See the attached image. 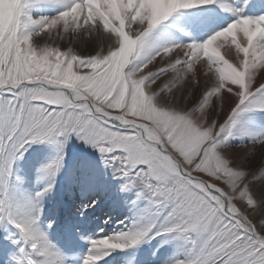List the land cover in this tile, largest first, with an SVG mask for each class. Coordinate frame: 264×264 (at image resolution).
I'll use <instances>...</instances> for the list:
<instances>
[{"label":"snow or ice","instance_id":"obj_1","mask_svg":"<svg viewBox=\"0 0 264 264\" xmlns=\"http://www.w3.org/2000/svg\"><path fill=\"white\" fill-rule=\"evenodd\" d=\"M35 2L7 0L12 23L0 34V220L20 233L21 264L65 259L39 228L35 201L13 193L12 166L51 142L61 155L42 171L55 176L71 133L149 202L126 230L91 239L83 264L173 234L184 251L171 264H264V159L251 172L226 154L245 114L264 112V14L177 43L156 30L218 0H53L63 10L38 18ZM89 43L93 52L78 50ZM252 142L264 149V135Z\"/></svg>","mask_w":264,"mask_h":264},{"label":"rangeland","instance_id":"obj_2","mask_svg":"<svg viewBox=\"0 0 264 264\" xmlns=\"http://www.w3.org/2000/svg\"><path fill=\"white\" fill-rule=\"evenodd\" d=\"M6 2L0 0V34L12 23L5 12ZM220 3H227L238 12H229ZM63 7L53 0H36L29 14L34 18L51 17ZM237 14H264V0H218L214 5L182 10L165 21L156 34L177 43L202 41L225 27ZM77 47L82 53L95 50L91 43ZM203 87L202 82L194 90L193 99ZM262 135L264 112L246 113L227 141L226 154L233 164L251 172L259 169L264 149L252 141ZM63 143L61 165L55 176L44 174L42 169L61 155L58 146L51 142L34 143L14 162L10 187L17 198L35 201L40 209L38 226L63 255L65 264H83L91 239L126 230L140 219L149 202L140 185L123 188L125 178L107 162L105 155L76 134H69ZM48 184L51 188L42 191ZM138 193L142 194L138 196ZM19 240L20 233L14 225L7 218L0 220V264H21ZM183 251V241L174 234L154 235L135 246L109 251L99 264H171Z\"/></svg>","mask_w":264,"mask_h":264},{"label":"clouds","instance_id":"obj_3","mask_svg":"<svg viewBox=\"0 0 264 264\" xmlns=\"http://www.w3.org/2000/svg\"><path fill=\"white\" fill-rule=\"evenodd\" d=\"M5 12H6V14H7V6L5 7Z\"/></svg>","mask_w":264,"mask_h":264}]
</instances>
